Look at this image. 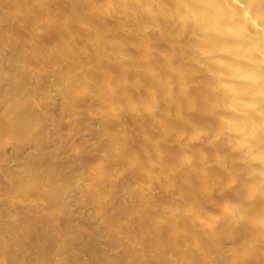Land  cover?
Returning a JSON list of instances; mask_svg holds the SVG:
<instances>
[{
	"label": "bare ground",
	"instance_id": "bare-ground-1",
	"mask_svg": "<svg viewBox=\"0 0 264 264\" xmlns=\"http://www.w3.org/2000/svg\"><path fill=\"white\" fill-rule=\"evenodd\" d=\"M219 2L0 0V264H264V56Z\"/></svg>",
	"mask_w": 264,
	"mask_h": 264
},
{
	"label": "snow or ice",
	"instance_id": "snow-or-ice-1",
	"mask_svg": "<svg viewBox=\"0 0 264 264\" xmlns=\"http://www.w3.org/2000/svg\"><path fill=\"white\" fill-rule=\"evenodd\" d=\"M208 6L222 13L223 27L222 29L218 27V30H221L226 36L241 38L254 43L260 55L264 56V37H261L251 28V25L256 24L257 20L260 21L257 27L264 25V12H261L259 15L256 13L249 15V10L252 9L253 6L251 4L242 3L241 0H231V2H229V0H222V2ZM184 7L189 6L184 5ZM261 31H264V28H262ZM246 78L260 82L261 87L256 95L260 101L259 107L264 109V61H261L258 68ZM256 106L257 105H250L249 107L255 108ZM260 115L264 117V110L260 112ZM260 127L261 134L264 135V124H261ZM262 144H264V141H262ZM205 264H216V262L207 261Z\"/></svg>",
	"mask_w": 264,
	"mask_h": 264
}]
</instances>
